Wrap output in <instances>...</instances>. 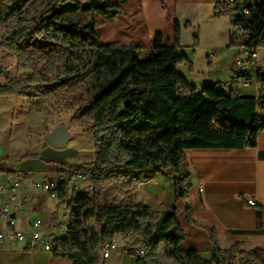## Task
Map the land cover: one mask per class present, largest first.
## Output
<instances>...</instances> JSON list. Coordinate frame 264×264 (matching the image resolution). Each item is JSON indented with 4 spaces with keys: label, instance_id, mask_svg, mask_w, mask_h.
I'll return each mask as SVG.
<instances>
[{
    "label": "trees",
    "instance_id": "obj_1",
    "mask_svg": "<svg viewBox=\"0 0 264 264\" xmlns=\"http://www.w3.org/2000/svg\"><path fill=\"white\" fill-rule=\"evenodd\" d=\"M125 6L127 0H0V53L18 56L31 70L23 79L0 85V98L33 100L64 94L73 119L90 121L87 128L105 153L94 163L75 168L58 163L59 167L89 174L98 183L114 179L129 186L119 202L100 203L98 192L72 190L76 207L69 215L66 236L52 255L74 264H101L104 245L129 233L134 238L125 251L136 256L138 264H164L162 257L168 264H223L225 254L235 253L242 264H264L263 250L243 251L242 245L222 250L215 229L209 230L211 260L184 250L187 236L176 206L164 205L157 211L136 200L142 183L167 176L174 181L177 199L186 202L191 220L192 174L186 152L256 145L264 132V122L257 118L264 110V70L257 76L260 97H244L237 76L228 92L222 83L200 90L180 71L190 58L180 52L178 21L175 43L164 44L163 33L157 32L153 53L143 59L140 46L103 43L100 19L115 23ZM241 21L252 36L248 49H264V3ZM4 73L0 69V75ZM70 187L60 183V206L70 200ZM141 251L144 255L136 254Z\"/></svg>",
    "mask_w": 264,
    "mask_h": 264
},
{
    "label": "crops",
    "instance_id": "obj_2",
    "mask_svg": "<svg viewBox=\"0 0 264 264\" xmlns=\"http://www.w3.org/2000/svg\"><path fill=\"white\" fill-rule=\"evenodd\" d=\"M139 1L141 9L137 19L142 26L141 28L134 26L136 31L138 29L142 31H138L135 44L140 46L141 51L143 49L147 51L145 57L153 53L157 32L163 33L164 44L175 43L177 21L181 28L190 23L191 29L198 31L200 37L203 32L210 30L219 33L220 42L222 41L220 47L226 49L230 40V21L224 12L226 0H157L155 9L150 6L155 0ZM182 40L180 52H186L183 51L185 49L195 50L192 43H184ZM209 47L203 51L207 53L209 60L223 59L224 55L216 51L220 47ZM198 50V53L197 50L194 51L193 60L197 55H201V44ZM238 59L239 56H236L235 60ZM257 64L256 61L255 67L244 70L248 78L255 81L258 87L257 74L262 69H259ZM230 68L234 71L230 64H227L226 77L229 76V80ZM234 74L236 77V71ZM193 83L197 84L195 81ZM209 83L224 82L222 79L208 81L202 88ZM246 88L250 89V86ZM259 90L258 87V95H255L256 93L242 95L260 97ZM4 99L12 98H0V103ZM2 128L0 126V135L3 133ZM4 149L0 141V184L19 181L23 189L30 194V199L35 197L36 204L43 201L45 194L37 196L32 190V169L10 164ZM45 149L47 151V148ZM186 156L192 174V190L189 199L191 220L186 213V202L176 197L174 183L172 181L158 182L157 179L161 176L139 186L138 200L157 211H160L164 205L176 206L179 223L187 236L182 248L201 253L206 260H211L214 256L210 229L216 230L222 250L242 245L243 251L255 249L264 251V132L259 136L255 146L242 149H192L186 152ZM38 168V172L44 174V179L58 173L61 169L58 165L42 164ZM10 172H15L16 175L11 176ZM63 174L65 173L62 172L59 176ZM48 196L50 195H46ZM249 200H256L257 205L250 206ZM44 213L48 217V212L44 211ZM52 218L55 220L54 214ZM23 220L25 223V217ZM31 223L33 222L29 221L28 225L24 224L21 227L29 229ZM48 223L51 226L62 225L57 221H48ZM126 245L125 242L120 243L119 249L112 252L107 259L101 256V264H138V258L125 251ZM0 264H74V262L65 258H55L52 254L42 251L27 252L24 244L0 243Z\"/></svg>",
    "mask_w": 264,
    "mask_h": 264
},
{
    "label": "rangeland",
    "instance_id": "obj_3",
    "mask_svg": "<svg viewBox=\"0 0 264 264\" xmlns=\"http://www.w3.org/2000/svg\"><path fill=\"white\" fill-rule=\"evenodd\" d=\"M157 2V0L152 1L150 6L155 9ZM123 9L125 13L120 16L115 23H108L100 19L99 32L103 43L136 45L135 42H137L138 31H142L141 29L136 31L135 27L141 28L142 26V23L137 19L139 9H141L140 1L127 0V6ZM227 18L230 21V40L226 49L222 46L220 47L222 42H220L221 35L217 32H212L211 30L203 32L202 37H200L198 31H194L191 27L186 28V25H184L181 28V40L183 39L182 41L184 43H192L197 53L201 44L202 53L200 56L197 55L194 60L192 59L195 51L194 49V51L189 49L183 50L186 51L183 53H186L190 60L180 66L181 73L186 76L192 84H194L193 81H195L200 89L208 81L222 79L224 82L222 84L228 92L233 83L234 71H236L237 74L240 69V67L237 66V62L242 60H235V57L239 56V59H242V54L239 47L233 43L231 36V19L229 16H227ZM2 33L3 30H0V37ZM196 37L198 38V45L194 46ZM209 46L220 47V49L216 51L224 55L223 59L209 60L207 53L203 52L205 51L204 49ZM224 51H226V53H224ZM146 52L145 49L142 51L140 50V58L143 59ZM256 61L259 69L264 70V49L258 51V58ZM227 64H230V67L234 69L233 71L230 68V80L228 78L229 76L226 77ZM0 69L5 71L3 75H0V85L6 84L11 79H23L31 72V70L25 68L21 64L18 56L7 51H2L0 53ZM236 81H239L242 94L256 93L255 95H258V87L255 81H252L253 84L250 86V89L244 86L245 77H238ZM63 96L64 94H59L48 98L33 100L13 96L11 97L12 99H4L0 103V126L3 127L0 141L5 147L6 158L10 159V164L32 169V190L37 196L45 194V199L43 201L41 200L38 204H36V200H34L35 197L33 199L32 197L31 199L29 198L26 208L19 215V224L21 226H24V224L28 225L29 221L34 222L38 218H42L46 223H48V221H57V223L62 224L66 228L70 223L69 215L71 214V210L76 207L74 203L71 202L72 190H74L72 186L70 187V200H67L66 204L62 206H60L58 197H46V195L49 194L42 190H35L34 187L35 184L43 183L45 180L57 182L59 174L62 172L65 173L66 176L71 177L70 175L73 176L72 173L76 174V171L73 169V171L69 169H59L58 173L44 179V174L38 172V166H41V164L55 166L57 164L59 167L58 163H62L75 168L83 164L94 163L105 153L102 142L98 141L94 133H91L87 128L88 125H90V121L74 120V110L63 102ZM60 126H68L69 132L74 135V139L68 144L67 148L63 150L52 148L46 140L47 135ZM45 148H47V151ZM159 176L161 177L157 180L160 183H164V181H172L174 183L173 179L167 176ZM93 180L96 188L95 186H88V192H91L93 195L98 192V201L100 203L104 201L119 202L128 191L129 186L123 181L108 179L99 181L98 183L95 178H93ZM98 185L99 187L97 188ZM92 188L93 190H91ZM83 192L87 191H79L78 193ZM136 200H138L137 196ZM44 211L48 212V217L45 216ZM52 214H54L55 220L52 218ZM24 217L26 220L25 223L23 220ZM117 240L119 244L125 242L120 240V237H118ZM161 260L164 264L169 263L164 257H162Z\"/></svg>",
    "mask_w": 264,
    "mask_h": 264
},
{
    "label": "built area",
    "instance_id": "obj_4",
    "mask_svg": "<svg viewBox=\"0 0 264 264\" xmlns=\"http://www.w3.org/2000/svg\"><path fill=\"white\" fill-rule=\"evenodd\" d=\"M264 0H226L224 12L231 19L232 31L231 36L233 43L239 47L242 54V61L237 62L240 67L237 75L245 77L244 86L252 85L251 79L248 78L245 68L255 67L258 58V51L251 52L247 45L251 41L252 36L244 30L243 27L235 25V18L248 19L251 16V9L263 6ZM258 76V74H257ZM238 77V76H237ZM258 117H264V110L258 112ZM61 182H67L76 192L87 191L88 186H95L93 177L89 174L78 172L71 178L66 174L60 175L57 182L48 180L43 183L34 185L35 190H42L51 197H58L57 189ZM30 194L26 192L21 182L14 181L8 184H0V243L7 244H24L26 251L33 253L42 251L53 254L58 243L65 238L64 226H51L42 218H38L30 224L29 229H24L19 224V215L26 208L29 202ZM120 240L127 244L133 242V234H121ZM119 249L117 239L104 245L101 256L104 259L110 257L112 252ZM136 254L144 255V252H136ZM223 264H242L239 253L225 254L222 259Z\"/></svg>",
    "mask_w": 264,
    "mask_h": 264
},
{
    "label": "water",
    "instance_id": "obj_5",
    "mask_svg": "<svg viewBox=\"0 0 264 264\" xmlns=\"http://www.w3.org/2000/svg\"><path fill=\"white\" fill-rule=\"evenodd\" d=\"M73 139L74 135L69 132L68 126L57 127L46 137L48 144L58 150L66 149Z\"/></svg>",
    "mask_w": 264,
    "mask_h": 264
},
{
    "label": "bare ground",
    "instance_id": "obj_6",
    "mask_svg": "<svg viewBox=\"0 0 264 264\" xmlns=\"http://www.w3.org/2000/svg\"><path fill=\"white\" fill-rule=\"evenodd\" d=\"M263 3H264V1H263ZM241 19L242 18H235V25L244 28V25H243V22L241 21ZM258 121L261 122V123L264 122V117H258ZM91 190H93V188ZM248 203H249L250 206H256L257 205L256 200H249ZM67 230H68V225H67L66 228L64 227V235H66Z\"/></svg>",
    "mask_w": 264,
    "mask_h": 264
}]
</instances>
